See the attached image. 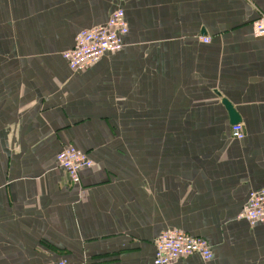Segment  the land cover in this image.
Returning <instances> with one entry per match:
<instances>
[{
	"label": "crops",
	"instance_id": "1",
	"mask_svg": "<svg viewBox=\"0 0 264 264\" xmlns=\"http://www.w3.org/2000/svg\"><path fill=\"white\" fill-rule=\"evenodd\" d=\"M116 7L121 50L71 71L62 51ZM260 13L264 0H0V264H151L172 228L212 249L172 264H264V222L238 216L264 187ZM66 145L93 161L74 185Z\"/></svg>",
	"mask_w": 264,
	"mask_h": 264
},
{
	"label": "built area",
	"instance_id": "2",
	"mask_svg": "<svg viewBox=\"0 0 264 264\" xmlns=\"http://www.w3.org/2000/svg\"><path fill=\"white\" fill-rule=\"evenodd\" d=\"M254 26L257 34H264V14L258 15ZM127 33L128 24L124 10L116 7L103 24L80 30L74 37L73 45L62 51L61 56L71 71H83L98 61L102 55L121 50ZM201 41L207 43L209 38L201 37ZM230 136L234 139L244 137L242 123L231 125ZM56 161L72 185L79 183L80 171L93 165L86 152L71 145H66L56 153ZM238 216L246 219L250 225L264 222V187L249 192ZM194 254L204 261L212 257L211 246L205 238L176 228L166 229L154 240L151 264H172L177 259ZM47 264L71 263L59 258Z\"/></svg>",
	"mask_w": 264,
	"mask_h": 264
},
{
	"label": "water",
	"instance_id": "3",
	"mask_svg": "<svg viewBox=\"0 0 264 264\" xmlns=\"http://www.w3.org/2000/svg\"><path fill=\"white\" fill-rule=\"evenodd\" d=\"M221 101H222V103L224 104V106L226 107V109L228 111L231 124H235V123L239 122L240 121V117L235 112L234 108L229 103V101L227 99H222Z\"/></svg>",
	"mask_w": 264,
	"mask_h": 264
}]
</instances>
